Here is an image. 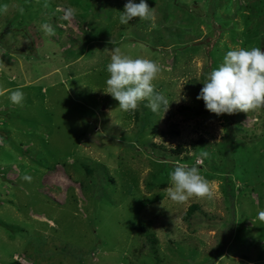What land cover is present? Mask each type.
Returning <instances> with one entry per match:
<instances>
[{
  "label": "rangeland",
  "instance_id": "obj_1",
  "mask_svg": "<svg viewBox=\"0 0 264 264\" xmlns=\"http://www.w3.org/2000/svg\"><path fill=\"white\" fill-rule=\"evenodd\" d=\"M125 3L0 0V264H264V107L197 99L229 49L264 50V0H147L120 24ZM114 47L161 66L165 113L105 91ZM197 158L215 194L172 201Z\"/></svg>",
  "mask_w": 264,
  "mask_h": 264
},
{
  "label": "clouds",
  "instance_id": "obj_2",
  "mask_svg": "<svg viewBox=\"0 0 264 264\" xmlns=\"http://www.w3.org/2000/svg\"><path fill=\"white\" fill-rule=\"evenodd\" d=\"M74 15L76 10L68 7L62 18L70 20ZM152 15V7L147 0H126L119 23L128 24L135 17L148 19ZM42 29L49 35L54 34L53 27L48 23H44ZM106 71L109 76L105 81V91L119 102L122 111L135 110L145 100L154 112L163 109L165 113L169 108L170 101L166 96L155 91L153 82L162 69L154 60L133 58L114 47ZM10 99L13 103L20 104L24 100L23 91L16 89L11 93ZM197 99H203L206 109L217 115L249 112L264 107V50L260 47L229 49L223 62L213 68L206 80H203ZM201 155L206 157L208 153ZM201 162L197 158L191 165L174 166V170L169 173L168 187V196L172 201L183 203L193 196L209 199L213 197L216 185L201 174L198 167ZM24 179L30 177L25 176ZM258 215L264 220V211Z\"/></svg>",
  "mask_w": 264,
  "mask_h": 264
},
{
  "label": "trees",
  "instance_id": "obj_3",
  "mask_svg": "<svg viewBox=\"0 0 264 264\" xmlns=\"http://www.w3.org/2000/svg\"><path fill=\"white\" fill-rule=\"evenodd\" d=\"M183 108L185 109V110H191V112H193V113H196V114H198V113H201L202 111H206V110H201V109H193V108H191L190 106H183ZM8 264H22L21 262H19L18 260H12V261H10Z\"/></svg>",
  "mask_w": 264,
  "mask_h": 264
}]
</instances>
